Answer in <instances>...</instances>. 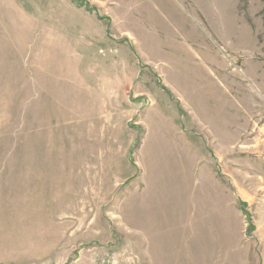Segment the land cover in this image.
Segmentation results:
<instances>
[{"label": "rangeland", "instance_id": "obj_1", "mask_svg": "<svg viewBox=\"0 0 264 264\" xmlns=\"http://www.w3.org/2000/svg\"><path fill=\"white\" fill-rule=\"evenodd\" d=\"M0 264H264V0H0Z\"/></svg>", "mask_w": 264, "mask_h": 264}, {"label": "bare ground", "instance_id": "obj_2", "mask_svg": "<svg viewBox=\"0 0 264 264\" xmlns=\"http://www.w3.org/2000/svg\"><path fill=\"white\" fill-rule=\"evenodd\" d=\"M205 237V239H207L208 240V237H209V234L207 235V237L206 236H204ZM208 251L207 250H205V249H202L201 250V258L204 260L208 255Z\"/></svg>", "mask_w": 264, "mask_h": 264}]
</instances>
